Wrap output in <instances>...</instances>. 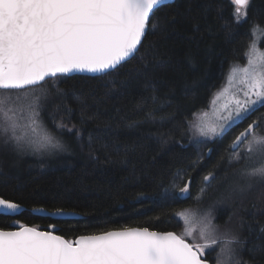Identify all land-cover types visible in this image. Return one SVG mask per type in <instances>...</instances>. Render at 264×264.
Masks as SVG:
<instances>
[{
  "label": "trees",
  "instance_id": "1",
  "mask_svg": "<svg viewBox=\"0 0 264 264\" xmlns=\"http://www.w3.org/2000/svg\"><path fill=\"white\" fill-rule=\"evenodd\" d=\"M170 4L156 13L153 22L162 24L157 18L164 14H175L176 22L166 33L152 34L149 29L134 58L111 75L95 79L65 75L40 84L51 86L46 120L50 128L51 119L63 121L57 128L71 155L57 164L37 158L25 162L0 142V196L24 207L16 217L0 214V228L54 227L67 239L135 226L180 234L183 220L178 213L203 201L223 199L215 221L232 226L230 234L245 242L237 259L242 264H264V251H249L264 249V181L241 186L229 182L238 167L228 164L232 151L228 145L264 116V108L222 140L208 141L202 153L212 151L198 167H193L200 154L196 143L186 138L190 121L224 81L222 73L228 72L230 63L245 62L251 23L264 26V0H251L247 19L231 28L235 8L231 0ZM209 172L214 178L204 181ZM189 181L191 195L179 199V188ZM201 188L205 193L197 203L194 198ZM167 191L178 198L175 203L163 202ZM36 207L74 211L80 217L53 219L34 214ZM204 258L214 264L210 254Z\"/></svg>",
  "mask_w": 264,
  "mask_h": 264
},
{
  "label": "snow or ice",
  "instance_id": "2",
  "mask_svg": "<svg viewBox=\"0 0 264 264\" xmlns=\"http://www.w3.org/2000/svg\"><path fill=\"white\" fill-rule=\"evenodd\" d=\"M231 2L235 8L229 28L247 19L251 0ZM168 7H171L169 0H0V134L5 137L4 142L11 141L17 148L33 151L48 146L63 147L44 127L40 97L32 86L47 83V77L60 81L71 72L95 74L93 79L111 75L134 58L149 29L152 34L166 33L176 22L175 14L157 18L162 19V24L153 22L156 13ZM258 32L264 33V29L253 21L248 30L251 40L245 51L246 65L237 68L230 63L228 72L222 73L229 87L238 79L235 109L220 117L223 123L206 124L199 129L201 136L213 142L222 140L233 128L264 108V52L257 47ZM252 51L259 56L251 55ZM22 99L33 102L25 109L19 103ZM262 125L264 116L257 117L235 136L228 145L232 150L228 163L230 166L233 162L243 164L239 168L241 175L264 180ZM242 144L244 150L236 152ZM211 151L198 154L193 167H198ZM210 177L214 178L212 172L203 180L209 181ZM179 193V199L191 195L190 181L179 188ZM204 193L205 188H201L200 196L194 198L197 203ZM161 199L167 204L175 203L178 198L166 192ZM19 210L18 203L0 198V213L7 215ZM62 211L57 208L53 215ZM177 215L186 225L181 234L150 231L146 227L122 228L68 241L32 227L21 226L14 231L0 229V264H206L202 258L206 250L217 246L220 248L218 264L221 260L223 264H242L237 257L242 254L245 242L238 236L218 234L206 215L198 229L191 226L188 209ZM249 251L264 249L257 247Z\"/></svg>",
  "mask_w": 264,
  "mask_h": 264
},
{
  "label": "rangeland",
  "instance_id": "3",
  "mask_svg": "<svg viewBox=\"0 0 264 264\" xmlns=\"http://www.w3.org/2000/svg\"><path fill=\"white\" fill-rule=\"evenodd\" d=\"M249 9V7H248ZM247 9V13H248ZM261 25V24H260ZM261 28L264 29V26L261 25ZM257 40L258 45L257 47L260 49L261 52H264V33L258 32L257 33ZM249 48V47H248ZM254 56H259V53L252 51L250 53ZM247 63V59L245 57V62L240 64H233V66L237 68H241L245 66ZM242 75V73H241ZM51 86L44 87L43 85L32 87L35 94L40 97V104L42 105V111L41 116L43 119V125L44 127L53 134V136L60 142V144L63 146L61 148H54L51 146L46 147L45 149L41 151H33L31 148L27 149H20L15 146V144L11 141H9L6 146L11 148V152L13 156L18 157L19 159H25V162H29L33 160V158L42 159V161H46L47 163L57 164L64 161V158L71 155V151L66 146L65 142L63 141V138L61 134H59V128H57L58 125H61L62 127V120L61 119H51V128L49 127V123L46 120L47 116H49L48 110H47V104L50 100V93L47 91ZM240 87L238 83V79L236 84H234L232 87H229V82L226 79V76L224 78V81L222 84L214 90V92L211 94L210 101L208 102L207 106L201 110H199L194 118L190 121L188 128L186 130V138L187 142H194L196 143V148L199 151V153H202V149L207 145L208 141L212 140L209 137L201 136L199 129L204 125H212V124H221L223 121L220 119L222 116H227L229 111H233L235 109V99L234 96L237 92V89ZM54 88V87H52ZM50 90V89H49ZM23 95V93H22ZM31 94H29L30 96ZM33 102L30 99H22L19 103L27 108L28 103ZM50 105L48 106V108ZM24 115L27 116V111L24 112ZM56 116V115H55ZM54 118V117H53ZM264 127V125H262ZM251 137H249L250 139ZM5 137L0 134V142H4ZM245 148V145H240V148L236 149V152H241ZM229 161V159H228ZM40 163V161L38 162ZM229 164V163H228ZM233 165H236L238 168H236V171L232 173V175L229 177V182H233L241 186L242 184H247L252 181H264L258 177H248L246 175H241L239 168L243 166V164H236L233 162ZM247 182V183H246ZM237 186V189L240 187ZM236 191V190H235ZM234 191V192H235ZM167 193H171L167 191ZM200 196V194L198 195ZM197 196V197H198ZM231 196V194H230ZM229 196V197H230ZM223 197V196H222ZM221 197V198H222ZM220 198V199H221ZM209 201V202H201L194 207L188 209L189 215L192 218V227L199 228L201 226L202 218L206 215L208 219L212 221L213 226L218 230V234H224L228 233L231 235V230L234 231L235 229H232V226L223 227L216 223L215 221V214L216 210H219L220 208L224 207L223 199L222 201ZM218 205H221L218 206ZM183 220V218H182ZM19 225V224H18ZM186 225L184 224V221H182V231ZM198 236V232L196 233ZM201 243L203 241H200ZM220 252V248L213 247L211 249L206 250L207 254H210L212 256V261L214 264H218V254ZM220 264H223V261L221 260Z\"/></svg>",
  "mask_w": 264,
  "mask_h": 264
},
{
  "label": "water",
  "instance_id": "4",
  "mask_svg": "<svg viewBox=\"0 0 264 264\" xmlns=\"http://www.w3.org/2000/svg\"><path fill=\"white\" fill-rule=\"evenodd\" d=\"M174 0H169L170 3H172ZM143 40V39H142ZM139 47V46H138ZM74 74H79V75H95V74H90V73H78V72H71V73H68L66 75H74ZM49 78H52V77H47V79ZM43 82H40V84H42ZM38 84V85H40ZM34 86H37V85H34ZM33 87V86H32ZM0 198H3L0 196ZM4 199V198H3ZM13 202V201H12ZM20 205V210L16 213H8L7 215L10 216V217H16L17 215H19L21 213V211L23 210V205L19 204ZM34 209H43V211H34ZM33 209V212L34 214H37V215H42V216H49L53 219H70V218H78L80 217V215L74 211H69V210H63L62 213L60 214H56V215H53V212L55 210H47L43 207H36ZM2 214V213H0ZM5 215V214H3ZM21 226H25V227H32V228H36L38 231H49V232H52L54 235H58V236H61L63 239L65 240H68V241H75L76 239H78L79 237L81 236H87V235H94V234H86V235H79L78 237H76L75 239H67L65 237H63L62 235L58 234L56 231H55V228L52 227L50 229H42V228H39L37 226H34V225H28V224H24V225H17V226H14L12 228H8V229H3V228H0V229H3V230H6V231H14V230H19V228ZM126 228H141V227H126ZM122 229V228H121ZM115 230H120V229H112V230H108V231H115ZM150 230V229H149ZM150 231H155V230H150ZM172 231V230H170ZM160 232H163V231H160ZM175 232V231H173ZM101 233V232H100ZM100 233H96V234H100ZM176 233V232H175ZM178 234V233H177ZM203 259H205L204 257H202ZM206 260V264H210V262Z\"/></svg>",
  "mask_w": 264,
  "mask_h": 264
}]
</instances>
